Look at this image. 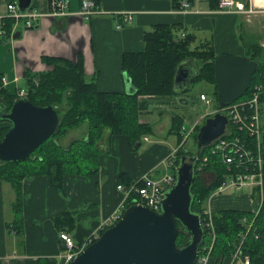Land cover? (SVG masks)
<instances>
[{
    "label": "crops",
    "instance_id": "obj_1",
    "mask_svg": "<svg viewBox=\"0 0 264 264\" xmlns=\"http://www.w3.org/2000/svg\"><path fill=\"white\" fill-rule=\"evenodd\" d=\"M8 1L11 0H0V17L6 16ZM95 1L105 12L84 17L78 14L80 0H69L66 12L55 15L47 12L49 0H31L32 8L45 14L37 18L31 28L24 26V20L21 25L19 21L15 29L19 31V35L16 37L6 35L5 39L0 40V77L5 76L10 80L6 87L12 90L11 86L23 79L24 68L31 71L48 69L50 66L41 60L43 55L64 57L72 61H76L80 55L86 78L94 80L99 89L105 92L129 93L126 91L124 78L128 75L119 66L121 55L123 51L142 50L144 31L151 30L156 23H179L185 27L186 32L194 33L197 43L209 41L216 54H243L244 43L242 41L239 43L236 35L241 29L240 25L243 26V34L249 44L258 42L264 47V9L260 8L264 7V0H252L253 7L256 6L257 10L244 15L245 17L238 12H218L215 9L217 7L211 6L210 0L198 1L195 8L199 11L191 9L186 12L177 11L178 8L172 6L171 0ZM245 2L250 4L249 0ZM122 11H130L132 19L126 25L117 27L116 23L122 16L118 12ZM238 35L239 39L244 38V35L240 33ZM247 42L245 47L248 45ZM189 63L185 66L186 71L189 72L190 68L197 71L196 61L190 60ZM192 83L193 79L183 91H175L176 94L170 97L139 96L143 108L138 116L139 121L150 123L151 130L166 144L169 134L173 133L169 129L173 125L172 115L177 114L185 119L181 110L187 105V100L180 94L187 92ZM210 85L212 88V84ZM200 93L205 94L202 91L199 95ZM153 105L155 110H159L156 120L150 114L153 113ZM208 113L211 111L198 113L195 118L188 116L190 120L188 130L199 124L204 114ZM261 121L263 125V107ZM5 124V121L0 120V127ZM82 124L84 129L81 138H85L88 124ZM76 127L69 129L59 142L66 141L68 144L74 140L72 136H66ZM183 129L186 130L184 123ZM103 132L97 144L100 149L97 172L88 176L66 175L62 195L50 186L48 178L44 175L24 179L22 184L25 191L22 193L21 211L17 213L19 216L13 214L15 200L13 188L9 183L11 189L4 188L0 181V264H44L43 260L54 264L62 249V242L58 238L59 230L52 219L55 213L66 209L76 212V228L69 233L76 241L81 240L114 211L122 198V192L117 189L116 184L120 181L121 173L132 181L154 170L153 168L159 173L163 170L161 168L163 160L179 145L175 133L176 146L173 143L167 145V148L160 147L158 140L152 141L143 136L140 140L151 144L137 156L135 152H131L133 147H129L124 135L111 134L108 129ZM65 137L67 139L61 141ZM134 145L137 147L140 142ZM110 150L113 151V155L102 158L104 153ZM244 191L247 205L250 206V209L246 210H251L254 203L249 192ZM213 195L215 194H211L208 200L211 201ZM231 258L229 264L234 259L233 256ZM237 263L242 264L240 260Z\"/></svg>",
    "mask_w": 264,
    "mask_h": 264
},
{
    "label": "trees",
    "instance_id": "obj_2",
    "mask_svg": "<svg viewBox=\"0 0 264 264\" xmlns=\"http://www.w3.org/2000/svg\"><path fill=\"white\" fill-rule=\"evenodd\" d=\"M181 0H171L172 6L177 8ZM193 2V0H188ZM212 7H217L218 0H210ZM14 19L10 16L0 18V32L5 35L17 33L13 29ZM143 49L140 51H123L120 58V68L131 79L135 90L133 92L106 91L98 88L96 82L85 76L83 60L78 56L76 61L59 56H41V60L49 65L42 71H31L24 68L21 88L25 89V97L37 106L51 105L59 116L55 133L41 142L25 160L15 162H0V180L7 181L15 192L13 203L14 215L17 216L22 208L21 184L26 178L46 176L50 186L58 193H63L66 175L88 176L99 169L100 149L98 141L103 131L108 129L111 134H122L127 139L129 147H133L141 136L150 131L148 122H140L141 100L139 96L170 97L176 94L173 90V75L179 62L185 59L195 60L197 75L193 82L205 81L212 84V93L217 97V83L214 74L213 60L218 55L209 41L195 42V35L186 32L179 23H156L151 30L143 33ZM245 46V44H243ZM246 54L257 61V69L253 72L250 86L241 98H248L254 85L261 84L263 91L261 100L264 109V47L258 42L248 44ZM17 88L10 90L0 86V104L5 111L16 99ZM217 104V101H216ZM217 108H219L217 104ZM262 113V111H260ZM207 116V115H206ZM205 116V117H206ZM204 117V119H205ZM196 124L189 134L196 140L198 127L204 122ZM6 124L0 127V138L10 126L7 119L0 118ZM82 123L88 124L85 138L74 139L66 145L58 142L69 129ZM182 116L172 115L170 132L177 135V143L183 140ZM262 126V143L264 147V123ZM194 140V141H195ZM196 143V141H195ZM184 141L177 147L175 162H179L180 154H193L183 149ZM208 146L202 147L199 159L208 155L206 166L198 170L199 159L194 166V179L191 187L193 199L191 210L202 213L204 203L208 197L223 182L226 167L215 156L208 154ZM210 171L213 178L206 183L202 173ZM264 178V177H263ZM119 182L126 187L132 181L124 174L119 175ZM264 191V190H263ZM134 195L133 193L130 195ZM258 214L254 218L253 226L241 240V233L245 229L241 221L242 216H251L249 210L241 208H220L212 211L214 226V240L207 264H229L231 257L239 248V258L248 257L249 264H264V194L263 202ZM91 207H93L91 205ZM58 230L74 231L76 228V213L72 209L58 211L52 217ZM16 221V220H15ZM244 232V231H243ZM185 231L177 232L176 245H181L187 239ZM211 243V235L204 229L202 245ZM236 258V257H235ZM230 264H236L239 258ZM224 259H226L224 261ZM44 264H52L50 262Z\"/></svg>",
    "mask_w": 264,
    "mask_h": 264
},
{
    "label": "water",
    "instance_id": "obj_3",
    "mask_svg": "<svg viewBox=\"0 0 264 264\" xmlns=\"http://www.w3.org/2000/svg\"><path fill=\"white\" fill-rule=\"evenodd\" d=\"M24 11L31 0H16ZM19 35V31L13 37ZM190 59L179 62L173 75V90L183 91L197 71H186ZM214 62L218 106L223 107L239 99L250 86L257 61L250 56L218 54ZM126 91L134 86L125 75ZM0 118L10 126L0 138V162L22 161L41 142L55 133L59 122L51 105L37 106L27 98L16 99L7 111L0 104ZM228 125L226 114L215 111L206 116L196 134V152L180 154L176 168V182L164 193L161 210L155 211L143 204H131L121 217L105 228L96 240L78 253L69 264H194L204 227L199 213L191 210V187L194 166L202 147L221 135ZM185 231L187 239L176 245L177 232Z\"/></svg>",
    "mask_w": 264,
    "mask_h": 264
},
{
    "label": "built area",
    "instance_id": "obj_4",
    "mask_svg": "<svg viewBox=\"0 0 264 264\" xmlns=\"http://www.w3.org/2000/svg\"><path fill=\"white\" fill-rule=\"evenodd\" d=\"M69 0H49L48 14L55 15L65 13ZM201 0H181L177 11L197 10L196 4ZM246 4L245 0H218V12H238L249 13L254 10L253 1ZM80 9L78 14L89 17L92 15L103 14L95 0H80ZM15 1H9L7 4V16L14 19L16 24L23 19L26 27H33L37 18L39 19L45 13H40L36 9L29 7L24 11H20ZM122 16L117 21V27H121L129 23L132 19V13L129 11L118 12ZM1 85L6 86L10 82L5 76L1 77ZM263 88L261 84L254 85L251 95L246 98L237 99L234 102L226 104L218 109L227 116L228 125L226 130L211 140L208 144V154L216 157L218 161L224 164L226 170L224 172V180L215 192H223L228 187H234L236 190H247L251 195L254 207L250 210L251 216H242V223L245 229L242 231L241 240L245 237L248 230L253 226L254 218L258 214L264 194V147L262 143L263 129L261 122V112L263 102L260 99ZM26 91L20 88L16 96L24 97ZM200 98L205 103H210V99L203 93ZM184 137H187L185 133ZM175 151L168 154L163 160L162 171L157 173L151 171L140 175L137 179L126 187L123 184H117V189L122 192V198L116 208L110 215L99 223L97 227L92 229L83 239L75 241V239L66 231H59V239L62 242V250L58 256L62 259L60 264H68L72 259L81 252L88 244L97 239L100 230L105 226L112 224L122 214L127 204H143L149 209L159 211L164 193L176 182V164ZM199 159V158H198ZM209 158L208 155L200 157L197 169L200 170L206 166ZM134 194L130 196L131 194ZM218 194V193H215ZM130 201V202H129ZM212 218V210L205 208L203 211V224L208 233L211 235V243L204 245L199 251L194 264H207L211 250V244L214 240V226ZM240 253L239 248L235 253ZM242 264H249L248 257L241 258Z\"/></svg>",
    "mask_w": 264,
    "mask_h": 264
},
{
    "label": "rangeland",
    "instance_id": "obj_5",
    "mask_svg": "<svg viewBox=\"0 0 264 264\" xmlns=\"http://www.w3.org/2000/svg\"><path fill=\"white\" fill-rule=\"evenodd\" d=\"M255 7H253L254 8L253 11L257 10ZM260 8L264 9V7H260ZM250 13L251 12H249V13H241V15H243V16L247 15V14L249 15ZM246 17H248V16H246ZM21 23H23L22 20L20 22V25H21ZM242 27L243 26L240 25L239 28H241V29H239V32L238 31L236 32L237 41L239 43L242 41L244 44H246L247 39L245 38V35L243 34L244 32H243ZM238 33L244 35V38H242V40L239 39ZM5 38H6V35L4 33H0V40L1 39H5ZM196 44H197V42L195 41L192 44V46H194V45L196 46ZM247 44H249V43L247 42ZM242 47H244L243 54H237V55H245V56H247L246 55L245 46H242ZM233 55H236V54H233ZM197 64H199V63H197ZM23 84H24V82H23V79H22V80L18 81L17 84H15V85L13 84L11 86V89L15 90L16 88H21L22 87L21 85H23ZM210 86L211 85L209 83L205 82V81H196V82H193L190 85V87L188 88L189 90L187 92L184 91L183 93L180 94L184 98V100H187L186 101L187 105H185L182 108V110H181V113H183L184 116H185L184 126H185L186 130H188V127H189V124H190V120L188 119V116H192L193 118H195V117L198 116L197 115L198 113H205V112H209V111L212 112L217 107L216 101H214L215 100V96L213 95L212 88H210ZM201 91L205 92L207 97L210 98V100H211L210 103H205L203 101H200L199 92H201ZM154 106L155 105L152 106V110H153L152 112L153 113H150V114H152L153 119L156 120V119H158L157 116H158V111L159 110L158 109L155 110ZM0 113L2 114L3 112L1 111ZM206 115L204 114V117ZM204 117L201 119L200 122H202ZM83 129H84V126H83V124H81L80 126L74 128V130H70L69 134L66 137H71L72 136V138H74V139H80L81 136H83V133H82ZM151 129H152V125H151V128H150V131L145 132L141 136V138H143V136H146V139L149 138L152 141L158 140L157 142H158L159 146L160 147H164V148H167L168 147L167 145L173 144V143L176 146V142H175L176 135L174 133H170L169 134V138H168V141H167L168 144H166L164 141H162V138L159 135L155 134L153 132V130H151ZM66 137L62 138L61 141L67 139ZM140 139H139L140 145H138L137 147L135 145H133V148H131V152H135V154L137 156L145 150L146 146L151 144V143L150 144L146 143V141H141ZM59 140H60V138H58V142H59ZM160 140L162 142H159ZM194 140L195 139H194L193 134L192 133L189 134L187 139L184 141L183 149L186 150V151L189 150L191 152H196V143H195ZM66 143H67L66 141H62L61 142V144H66ZM206 152L208 153V149H207ZM108 155H113V151L110 150L107 153H104L102 158H105ZM202 178H203V180L206 183H208V182H210V179L213 178V174L210 171L203 172L202 173ZM0 181H1L2 185L4 186V188L6 187L8 189H11V188H9L10 185L8 184L7 181H5V180H0ZM22 183H23V181H22ZM20 187H21V192L23 193L25 191L24 184H21ZM9 191H11V190H9ZM213 193H218V194L213 195L211 201L207 199L203 206L210 207L212 210H214V209L216 210V209H220V208H227V207H237V208H242V209H250V206L247 205L248 202H247L246 196L244 195L245 191L243 189L236 190L234 187H228V189L224 190L223 192H213ZM59 194L62 195L61 193H59ZM21 197L23 198V195ZM17 216H19V215H17ZM56 259H57V261L54 264H60L62 262V259L59 256H57ZM225 260L226 259H224V261ZM237 262H236V264H238Z\"/></svg>",
    "mask_w": 264,
    "mask_h": 264
}]
</instances>
